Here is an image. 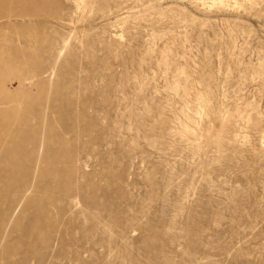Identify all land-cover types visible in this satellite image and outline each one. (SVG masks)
Listing matches in <instances>:
<instances>
[{"label":"rangeland","instance_id":"374dc122","mask_svg":"<svg viewBox=\"0 0 264 264\" xmlns=\"http://www.w3.org/2000/svg\"><path fill=\"white\" fill-rule=\"evenodd\" d=\"M0 264H264V0H0Z\"/></svg>","mask_w":264,"mask_h":264}]
</instances>
